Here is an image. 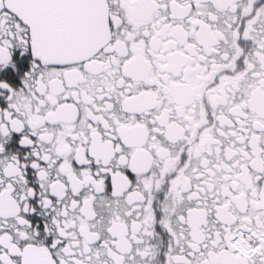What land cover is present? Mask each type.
Masks as SVG:
<instances>
[{
	"label": "snow or ice",
	"instance_id": "obj_1",
	"mask_svg": "<svg viewBox=\"0 0 264 264\" xmlns=\"http://www.w3.org/2000/svg\"><path fill=\"white\" fill-rule=\"evenodd\" d=\"M0 264H264V0H0Z\"/></svg>",
	"mask_w": 264,
	"mask_h": 264
}]
</instances>
